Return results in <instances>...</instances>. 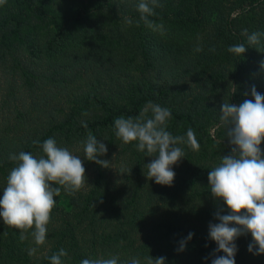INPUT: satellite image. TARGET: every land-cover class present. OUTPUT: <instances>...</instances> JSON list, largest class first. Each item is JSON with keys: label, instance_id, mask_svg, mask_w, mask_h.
Listing matches in <instances>:
<instances>
[{"label": "trees", "instance_id": "1", "mask_svg": "<svg viewBox=\"0 0 264 264\" xmlns=\"http://www.w3.org/2000/svg\"><path fill=\"white\" fill-rule=\"evenodd\" d=\"M158 2L150 19L163 23L162 33L142 21L136 26L139 0H0V197L16 166L10 155L39 157L48 138L86 169L81 190L70 195L61 187L54 197L44 245L30 235L21 241L20 230L0 217V264H50L61 248L65 264L109 255L121 264L132 257L146 264L149 256L212 264L217 244L209 224L219 223L218 210L229 214L208 181L230 151L227 129L218 127L220 104L253 99L252 86L264 95V36L248 45L243 35L264 32V0ZM241 42L242 56L227 51ZM148 101L170 109V132L192 128L200 145H181L185 156L172 166L171 186L149 180L146 164L154 157L115 135L114 120L135 117ZM88 132L106 144L98 159L109 160L108 168L85 158ZM251 241L250 233L235 241L236 264H264V254L248 251ZM30 247H37L34 256Z\"/></svg>", "mask_w": 264, "mask_h": 264}, {"label": "clouds", "instance_id": "2", "mask_svg": "<svg viewBox=\"0 0 264 264\" xmlns=\"http://www.w3.org/2000/svg\"><path fill=\"white\" fill-rule=\"evenodd\" d=\"M160 6L158 0H139L136 26L142 21L148 28L162 33L163 23L158 24L150 19L156 15L155 8ZM124 21L129 25L133 23L130 17H124ZM243 35L247 36L248 45H257L264 32L248 34L245 29ZM246 50L243 42L227 49L238 57ZM195 51H202V48L198 47ZM261 67L264 68V61ZM251 97L253 99H245L239 105L232 102L220 104L218 127L227 129L230 151L208 172V181L211 196L222 200L229 214H222L223 209H220L215 213L219 223L209 224V237L217 244L212 264H236L238 248L235 241L249 233L252 241L248 251L254 255L264 254V150L261 148L264 143V95L252 86ZM171 115L170 109L148 101L135 117L121 116L114 120L118 139L125 144L136 142L139 152L154 157L146 164V177L168 186L173 184L176 175L172 166L185 156L181 145L194 151L200 147L192 128H188L183 135H174L168 130ZM83 126L87 128L86 123ZM83 144L87 160L109 167V160L98 159L108 152L103 141L88 132ZM41 148L43 155L39 157L24 151L10 155V160L15 161L16 166L10 170L0 197V217L5 225L19 229L21 241L30 235L36 246L46 242L47 225L56 205L54 197L61 194V187L74 195L86 182V169L79 156L73 155L66 147L58 146L54 138L46 139ZM193 235L189 233L179 241L178 253L186 250ZM27 251L29 256H34L37 247H30ZM219 252L225 255H216ZM65 257H68V252L61 248L48 259L50 264H65L62 259ZM80 264H121V261L119 255H109L83 259ZM123 264H141V261L138 257H132ZM146 264H166V257L149 256Z\"/></svg>", "mask_w": 264, "mask_h": 264}]
</instances>
